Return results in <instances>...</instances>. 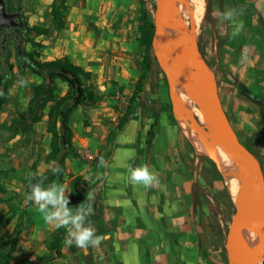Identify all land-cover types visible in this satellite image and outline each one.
I'll list each match as a JSON object with an SVG mask.
<instances>
[{
	"label": "crops",
	"instance_id": "1",
	"mask_svg": "<svg viewBox=\"0 0 264 264\" xmlns=\"http://www.w3.org/2000/svg\"><path fill=\"white\" fill-rule=\"evenodd\" d=\"M104 1L95 19L101 31L91 37L93 46L87 41H68V30L63 29L52 44L46 40L41 58L68 56L91 72L94 85L103 81L108 91L130 94L140 75L134 56L139 1ZM210 2L207 31L212 58L208 60L222 105L240 140L259 157L264 171V0ZM228 9L242 10L236 19L244 27L235 37L233 23L221 18ZM153 72L152 66L150 75ZM112 97L108 101L116 104ZM96 104L80 105L70 126L73 145L97 147L104 164L72 171L66 161L64 178L73 172L66 183L68 197L75 176L90 181L78 206L86 201L88 192L95 194V214L90 220L96 234L105 239L98 247H68L67 228L62 245L66 264H229L224 208L231 197L223 175L181 127L164 98V86L146 83L120 130L117 125L128 106H122L123 110L113 107L118 119L110 122L97 116L102 105ZM115 128L111 151L105 155ZM140 165L158 175V186L146 188L129 181L128 167Z\"/></svg>",
	"mask_w": 264,
	"mask_h": 264
},
{
	"label": "rangeland",
	"instance_id": "2",
	"mask_svg": "<svg viewBox=\"0 0 264 264\" xmlns=\"http://www.w3.org/2000/svg\"><path fill=\"white\" fill-rule=\"evenodd\" d=\"M10 1L11 0H9V2ZM52 1L53 0L17 1V7L23 15L24 22H27L30 26L43 25L51 27V33L47 35V37L44 35L35 36L34 34L29 36V39L33 38L35 42L43 45L46 43V40L49 44H52L57 38H59L60 32L63 30L55 29L52 24ZM146 1L147 8L154 21L156 0ZM183 1L184 0H182V2ZM202 1L204 6L202 11L203 14H200L201 20L193 29L196 33L200 51L211 68V63L208 58H212L210 50V47L212 49V46L209 44V39H211V37L207 31L211 2L210 0ZM67 2L69 4V12L67 14V24L64 28L65 30H68L67 40L72 43L79 40L87 41L93 46L94 42L92 38L95 35H98L101 31V29L96 26L95 19L101 14L100 8L104 6L106 2L104 0H67ZM184 4H186L185 1ZM138 7V46L134 56L137 63H139L140 68V66H144L142 60L145 48L139 43V25L141 24L140 3ZM9 10L14 11V7L10 6ZM178 12L176 13L180 14ZM180 15L188 22L187 16ZM1 37L2 33H0V39ZM32 43L33 42L30 41L25 43L28 52L32 53L42 50L41 46H34ZM7 45L11 51L10 61L14 64L15 78L9 87L10 94L8 100L0 108V264H66L62 259V256L56 257L53 252L48 250L45 244L46 239H48L52 233L51 229L54 227V224L46 223L42 214L32 202L26 199V196L30 192V183H35L42 177L44 178L45 186L55 182L64 185L66 190H68L69 187L67 184L70 177L73 175V172L68 174L67 177L65 176L63 181H60L58 177L52 174V168L55 164L53 161L47 159V155L50 152L52 135L47 130L48 117L46 114L41 121L35 123L30 120V117H28L27 122L29 123V129L27 132L22 131L20 127V111L27 107L34 91V87L41 81V78L32 73L28 68H25V71L20 74L17 66L15 41L10 38ZM104 45L105 44H103L102 47H104ZM101 49L103 52L106 51L104 48ZM110 49V46H107L108 52L111 51ZM150 52L154 72L153 75H150L149 72V76L145 78L144 83H156L164 86V98L168 103H171V107H173L177 117L175 106L172 103L173 98L171 95L169 80L160 68L154 56L153 49H151ZM141 71H143L142 68H140V73ZM1 72L2 69L0 67V73ZM21 78L26 81L25 86L19 84ZM89 83H91L96 93L100 95V101L98 104L102 105V111L99 112L97 116H100V118H106L110 122L116 121L118 119L117 110H123L122 106L126 107L129 105L132 93H122V90L120 93L117 90L108 91L104 86L106 82L103 81L98 83L99 87L98 85L93 84L92 79ZM57 85L58 95H64L68 90L67 84L57 79ZM101 92L103 94H100ZM112 95L117 102L116 104H112L108 101V99H113ZM138 96L136 101L138 100ZM147 97L149 98V95H147ZM103 102H106V104H102ZM87 106L95 107L98 105L89 103ZM113 107L117 110H114ZM103 108L107 109L103 110ZM45 113H47V110ZM82 115L83 114H81V116ZM192 116L195 121L200 123L201 126H204L194 114ZM116 117L117 119L114 120ZM205 130L207 131L206 126ZM115 132L116 128L111 131L109 145L105 155L109 154L111 151L112 137ZM101 158L102 155L99 154L97 147L92 145L85 147L77 144V146L73 145L67 162L72 171H78L77 169L79 166H81V168L93 165L100 166ZM33 175L35 176V179H33ZM227 195L231 197V192L228 191ZM230 199L231 203H226L224 208V238L226 226L236 211V203L232 198ZM17 224L20 225V234L17 244L13 248L7 247L5 246V243L8 240V236L14 231ZM249 226L251 227L252 225ZM6 251H9L7 262H5L4 256ZM258 257V264H264V256L258 254Z\"/></svg>",
	"mask_w": 264,
	"mask_h": 264
},
{
	"label": "trees",
	"instance_id": "3",
	"mask_svg": "<svg viewBox=\"0 0 264 264\" xmlns=\"http://www.w3.org/2000/svg\"><path fill=\"white\" fill-rule=\"evenodd\" d=\"M138 1L141 4L139 43L145 48L142 60L144 66H140L143 71H141L135 83L128 108L117 125L118 130L123 127L127 117L132 113L136 98L144 90L146 85L144 81L149 76L152 66L150 51L152 49L154 21L147 8V1ZM68 12L69 4L67 0L52 1L51 16L55 29L62 30L66 27ZM51 30L49 26H30L27 22H24L21 27H10L5 30L6 33L0 39V67L2 69L0 73V91L4 93L3 96H0V108L8 100L10 94L9 87L15 78L14 64L10 61L11 51L7 45L8 40L12 38L16 45V59L19 73L22 74L25 68H28L32 73L41 78V81L34 87L27 107L20 111V127L23 132H27L29 129L28 117L35 123L41 121L45 114L47 115V130L52 135L50 152L47 155V159L54 162V167L59 165L61 172L58 175L54 174V176L63 181L66 171V161L73 148V130L70 126L71 117L80 105L96 104L99 102L100 95L96 93L91 83H89L92 79L91 72L75 64L68 56L52 60H42L40 51L31 53L26 50L25 43L28 41L33 42L34 46H44L35 42L33 38L29 39V36L32 34L35 36H47L51 33ZM19 46L22 49L21 54L18 52ZM57 79L68 86V90L64 95L60 96L57 93ZM46 110L47 113H45ZM89 186L90 181L81 176H75L71 180L69 207L74 208L78 206L82 192L87 190ZM19 234L20 225L17 224L14 231L8 236L5 246L13 248L17 244ZM66 234L67 228L55 227L50 237L45 241L48 250L53 252L56 257H61L63 254L62 245ZM4 256L5 262H7L9 251H6Z\"/></svg>",
	"mask_w": 264,
	"mask_h": 264
},
{
	"label": "water",
	"instance_id": "4",
	"mask_svg": "<svg viewBox=\"0 0 264 264\" xmlns=\"http://www.w3.org/2000/svg\"><path fill=\"white\" fill-rule=\"evenodd\" d=\"M170 1L156 0L152 38L154 56L167 76L170 87L173 86L174 79L179 78L192 94L190 96L193 99H195L193 95L196 96L197 87H203L206 98L196 100V104L207 120V132L227 153H239L246 162L250 163L249 172L242 184L243 199L236 203V211L225 229V244L229 264H236L239 260L246 261L248 264H258V254L247 247L234 231L239 225L254 226L264 220L262 163L259 157L240 140L235 131L222 105L216 75L200 51L194 29L180 14H165ZM16 16L17 13L7 11L5 0H0V29L4 26L22 25L21 21H16ZM172 26H177L184 33V40L175 38L169 33L168 28ZM164 48L172 50L176 56L175 59L166 58L163 54ZM190 51L194 54L193 59L189 57ZM18 52L22 53L21 46ZM172 103L175 106L173 101ZM208 155L220 169L218 150L211 149Z\"/></svg>",
	"mask_w": 264,
	"mask_h": 264
},
{
	"label": "bare ground",
	"instance_id": "5",
	"mask_svg": "<svg viewBox=\"0 0 264 264\" xmlns=\"http://www.w3.org/2000/svg\"><path fill=\"white\" fill-rule=\"evenodd\" d=\"M184 1L186 4H184ZM171 0L166 10V15H172L176 12L188 17V24L195 28L201 20V13L204 9L202 0ZM205 3V2H204ZM192 8H191V6ZM178 10V11H177ZM203 14V13H202ZM169 33L175 38L184 40V33L177 26L168 28ZM163 54L166 58L175 59V54L169 48H164ZM193 52H189V57L194 58ZM172 98L175 104L178 121L183 130L195 144L197 150L201 153H209L211 149L218 150V158L220 162V171L224 177V183L231 198L235 203H239L243 199V181L249 172L250 163L246 162L243 156L239 153H227L219 145L216 144L214 138L205 130L207 120L196 104V100L206 98V92L202 86L197 87L195 99L190 96L187 87L179 78L174 79L171 87ZM192 95V94H191ZM197 97V98H196ZM195 100V101H194ZM193 113L199 121L194 120ZM205 155V154H204ZM234 233L236 236L256 254L264 256V220L248 226L245 224L239 225ZM236 264H248L246 261H237Z\"/></svg>",
	"mask_w": 264,
	"mask_h": 264
},
{
	"label": "clouds",
	"instance_id": "6",
	"mask_svg": "<svg viewBox=\"0 0 264 264\" xmlns=\"http://www.w3.org/2000/svg\"><path fill=\"white\" fill-rule=\"evenodd\" d=\"M239 15H242V10L237 12L236 9H228L221 13L223 20L233 23L232 35L234 37L244 27L243 22L236 19ZM19 84L25 86L26 81L21 78ZM3 95V91H0V96ZM100 164H104L102 158ZM52 172L58 175L61 172L59 165L53 167ZM128 173V179L133 184H142L146 188L159 185L158 175L154 171H150L147 165L129 166ZM33 179H35L34 175ZM66 193L67 190L62 184L53 182L45 186L42 177L37 182L30 183V192L26 199L36 206L46 223L54 224L56 228L69 229L65 239L66 246L71 247L75 244L82 249L89 246L98 247L105 237L96 234V228L90 220V217L95 214V194L88 192L86 201L73 208L69 207L70 200Z\"/></svg>",
	"mask_w": 264,
	"mask_h": 264
},
{
	"label": "flooded vegetation",
	"instance_id": "7",
	"mask_svg": "<svg viewBox=\"0 0 264 264\" xmlns=\"http://www.w3.org/2000/svg\"><path fill=\"white\" fill-rule=\"evenodd\" d=\"M17 1L18 0H11L9 2V0H5V3H6V8H7V11L8 12H14V13H17V16H16V21H21L22 22V25L24 23V20H23V15L21 14V12L18 10V7H17ZM12 6L14 7V11H10L9 10V7ZM22 25H15V26H4L0 29V33H2V36L6 33L5 30L10 28V27H15V28H18V27H21Z\"/></svg>",
	"mask_w": 264,
	"mask_h": 264
}]
</instances>
